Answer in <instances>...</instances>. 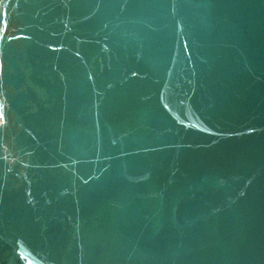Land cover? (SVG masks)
Segmentation results:
<instances>
[{
    "label": "water",
    "instance_id": "1",
    "mask_svg": "<svg viewBox=\"0 0 264 264\" xmlns=\"http://www.w3.org/2000/svg\"><path fill=\"white\" fill-rule=\"evenodd\" d=\"M0 264H264V0H0Z\"/></svg>",
    "mask_w": 264,
    "mask_h": 264
}]
</instances>
